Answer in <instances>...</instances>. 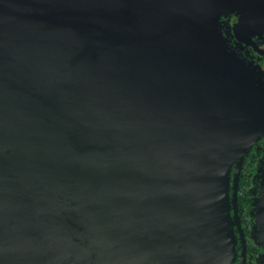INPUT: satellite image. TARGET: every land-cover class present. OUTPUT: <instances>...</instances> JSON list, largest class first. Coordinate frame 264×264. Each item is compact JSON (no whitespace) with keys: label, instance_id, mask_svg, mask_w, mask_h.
Wrapping results in <instances>:
<instances>
[{"label":"water","instance_id":"95a60500","mask_svg":"<svg viewBox=\"0 0 264 264\" xmlns=\"http://www.w3.org/2000/svg\"><path fill=\"white\" fill-rule=\"evenodd\" d=\"M231 11L249 41L264 0H0V264H233L264 83ZM254 204L264 244V166Z\"/></svg>","mask_w":264,"mask_h":264},{"label":"flooded vegetation","instance_id":"af4514ba","mask_svg":"<svg viewBox=\"0 0 264 264\" xmlns=\"http://www.w3.org/2000/svg\"><path fill=\"white\" fill-rule=\"evenodd\" d=\"M240 18L241 13L233 14L229 19L230 25L225 28L230 45L247 64L257 68V71L260 72L261 81L264 83V22L258 24L260 30L248 35L249 41H247L241 40L239 38L241 34L237 35L234 30V25ZM262 139L264 140V136L258 144L256 143L253 146V150L255 149L258 154L259 161H262L264 155V145L261 144ZM249 179L250 183L247 182L248 187L245 192L246 204L243 206V200L238 202L237 199L238 217H234V208H231L236 237V253L233 264H241L243 256L245 264H264V244L257 225L256 206L254 204L255 198L260 192V180L259 177L255 178V174H250ZM230 192L232 195V191Z\"/></svg>","mask_w":264,"mask_h":264},{"label":"trees","instance_id":"16d2710c","mask_svg":"<svg viewBox=\"0 0 264 264\" xmlns=\"http://www.w3.org/2000/svg\"><path fill=\"white\" fill-rule=\"evenodd\" d=\"M235 13L239 14L237 11H231V12L224 14L221 17L220 23H219L220 31L222 32L223 36L225 37V39H226V41H227V43L231 49H232V47L230 45V41H229V38H228L227 33L225 31V28H227V26L230 25L229 19ZM237 56H238V54H237ZM240 59H242L245 63H247L243 58H240ZM263 136H264V134L261 136V138ZM259 140H258L257 144L260 142ZM261 144L264 145V140L261 142ZM263 166H264V155L262 156V161H259L258 154L255 151V149L253 150V147L250 148V150L246 154L244 161H243V166L241 169V174H240V178H239V186H238V202H242L241 200H243V206L246 204V201H247L246 196H245V192L247 191V187H248L247 182L250 183L249 175L255 174V178L259 177L260 184H261ZM233 172H234V166L231 169V176H233ZM232 183H233V179L231 180V185H232Z\"/></svg>","mask_w":264,"mask_h":264},{"label":"rangeland","instance_id":"374dc122","mask_svg":"<svg viewBox=\"0 0 264 264\" xmlns=\"http://www.w3.org/2000/svg\"><path fill=\"white\" fill-rule=\"evenodd\" d=\"M232 191V190H231ZM230 194H231V192H230Z\"/></svg>","mask_w":264,"mask_h":264}]
</instances>
